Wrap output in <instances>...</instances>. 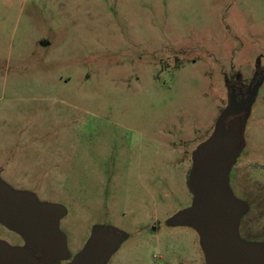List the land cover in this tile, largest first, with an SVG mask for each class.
I'll use <instances>...</instances> for the list:
<instances>
[{
	"label": "rangeland",
	"instance_id": "obj_1",
	"mask_svg": "<svg viewBox=\"0 0 264 264\" xmlns=\"http://www.w3.org/2000/svg\"><path fill=\"white\" fill-rule=\"evenodd\" d=\"M260 70L264 0H0V179L65 209L71 256L102 229L122 236L111 264H160L148 244L131 248L154 223L200 252L175 226L192 205V157L232 87ZM258 84L227 189L243 206L239 239L262 245ZM0 241L17 238L0 225Z\"/></svg>",
	"mask_w": 264,
	"mask_h": 264
},
{
	"label": "water",
	"instance_id": "obj_2",
	"mask_svg": "<svg viewBox=\"0 0 264 264\" xmlns=\"http://www.w3.org/2000/svg\"><path fill=\"white\" fill-rule=\"evenodd\" d=\"M258 86L249 89L240 101L231 90L211 136L192 157L187 177L192 205L177 217L176 224L195 230L205 264H264V244L239 239L243 206L227 189L242 145L241 115L254 103ZM64 215L63 207L39 203L30 193L14 191L0 179V225L25 242L21 248L0 241V264H57L65 260L66 240L58 231ZM120 241L119 233L97 229L70 264H105ZM33 252L41 257H34Z\"/></svg>",
	"mask_w": 264,
	"mask_h": 264
},
{
	"label": "flooded vegetation",
	"instance_id": "obj_3",
	"mask_svg": "<svg viewBox=\"0 0 264 264\" xmlns=\"http://www.w3.org/2000/svg\"><path fill=\"white\" fill-rule=\"evenodd\" d=\"M264 77V70H260V71H255L253 73V76L250 80L249 85L246 87L245 90H240L238 89L236 86H233L231 90H234L235 95L237 96V101H240L241 99H245L246 98V92L251 89L255 84L259 83ZM29 193V192H28ZM36 200L39 203H48L51 204L49 202H40L37 197H35ZM192 200V198H191ZM152 204V203H151ZM56 205V204H55ZM58 205V204H57ZM149 205V204H148ZM66 215V211H65V215L63 216V218H65ZM60 223V221H59ZM177 228L178 227H184V228H188L191 232L195 230L192 229L191 227L188 226H182V225H175ZM175 227L171 228L167 225H163V224H159V223H154L152 225H145L144 227H142L140 232L143 233H147L149 236L148 238L145 237H141V244L139 246H135V247H131L132 249L134 248H138V247H142L144 246V244H148V248H155L158 250L159 252V259H160V264H193V262H197L198 259L200 258L201 261L203 259V251L198 250V243L197 241L194 242V238L190 237L188 244H181V242L178 245L173 246L171 239L173 238V240L175 241L176 238L173 237V233L176 232L177 230L174 229ZM9 231V230H8ZM58 231L63 234L65 236V240H66V248H67V258L65 260H60L57 261V264H70L71 261L75 258V256L77 255H73L71 256L68 246H67V242H68V234L61 229L60 224L58 226ZM106 231V230H104ZM11 232V231H10ZM107 232V231H106ZM13 233V232H11ZM16 238L17 241L8 244L11 247H25V242L15 233H13ZM143 235V234H142ZM187 237V236H186ZM179 240V239H178ZM89 242V241H88ZM122 243V241H120V243L117 245V247L115 248L114 253L109 257V259L106 261L105 264H111L110 261L111 259L115 256L120 244ZM140 249V248H138ZM133 253V252H132ZM33 256L40 258L41 255L34 253L33 252ZM131 256H133L132 254L130 256H127V259H135L132 258ZM188 256V261L183 262L182 259L184 257ZM134 257V256H133ZM166 260H171V262H167ZM138 262V261H135ZM134 264V263H132ZM135 264H143V263H135ZM145 264H151V263H145Z\"/></svg>",
	"mask_w": 264,
	"mask_h": 264
}]
</instances>
